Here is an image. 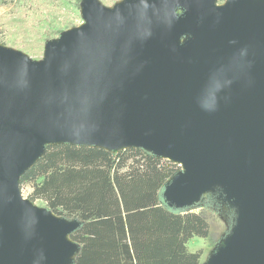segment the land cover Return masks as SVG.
I'll return each mask as SVG.
<instances>
[{
  "label": "water",
  "instance_id": "95a60500",
  "mask_svg": "<svg viewBox=\"0 0 264 264\" xmlns=\"http://www.w3.org/2000/svg\"><path fill=\"white\" fill-rule=\"evenodd\" d=\"M216 2L84 0V24L42 59L0 44V264L74 261L78 222L19 186L59 144L179 165L162 189L170 207L220 190L236 209L207 264H264V0Z\"/></svg>",
  "mask_w": 264,
  "mask_h": 264
},
{
  "label": "trees",
  "instance_id": "16d2710c",
  "mask_svg": "<svg viewBox=\"0 0 264 264\" xmlns=\"http://www.w3.org/2000/svg\"><path fill=\"white\" fill-rule=\"evenodd\" d=\"M13 2L0 0V6ZM0 44L14 49L6 40ZM180 170L142 149L109 152L59 144L45 148L19 186L31 190L32 203L78 222L70 236L78 246L72 264H200L201 252H189L187 244L208 237L204 216L173 211L159 199Z\"/></svg>",
  "mask_w": 264,
  "mask_h": 264
},
{
  "label": "rangeland",
  "instance_id": "374dc122",
  "mask_svg": "<svg viewBox=\"0 0 264 264\" xmlns=\"http://www.w3.org/2000/svg\"><path fill=\"white\" fill-rule=\"evenodd\" d=\"M84 0H14L13 3L0 6V40H6L15 50L22 52L30 60L42 59L44 46L57 41L69 31L81 27L80 7ZM109 7L124 4L129 0H105ZM228 0H217L223 5ZM181 9L176 14L181 15ZM31 190L22 189L24 197ZM160 203L173 211H195L201 213L209 225L206 239L195 237L187 244L189 252H201L200 264H207L226 237L230 234L235 221L236 209L226 201L220 190H214L201 197L200 201L188 208L170 207L166 202L163 190ZM39 209H46L40 202H34Z\"/></svg>",
  "mask_w": 264,
  "mask_h": 264
}]
</instances>
